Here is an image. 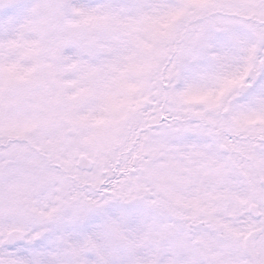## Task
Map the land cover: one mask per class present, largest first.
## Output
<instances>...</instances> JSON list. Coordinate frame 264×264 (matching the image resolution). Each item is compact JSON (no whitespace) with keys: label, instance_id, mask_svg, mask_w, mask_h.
I'll list each match as a JSON object with an SVG mask.
<instances>
[{"label":"snow or ice","instance_id":"1","mask_svg":"<svg viewBox=\"0 0 264 264\" xmlns=\"http://www.w3.org/2000/svg\"><path fill=\"white\" fill-rule=\"evenodd\" d=\"M0 264H264V0H0Z\"/></svg>","mask_w":264,"mask_h":264}]
</instances>
